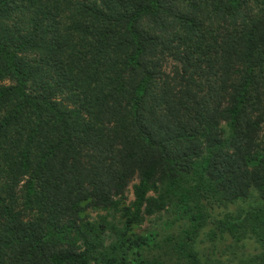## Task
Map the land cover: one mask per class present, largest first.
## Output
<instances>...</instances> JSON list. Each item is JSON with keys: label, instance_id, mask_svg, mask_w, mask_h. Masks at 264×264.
Here are the masks:
<instances>
[{"label": "trees", "instance_id": "obj_1", "mask_svg": "<svg viewBox=\"0 0 264 264\" xmlns=\"http://www.w3.org/2000/svg\"><path fill=\"white\" fill-rule=\"evenodd\" d=\"M204 198L264 264V0H0V264H168L169 205L200 264Z\"/></svg>", "mask_w": 264, "mask_h": 264}, {"label": "rangeland", "instance_id": "obj_2", "mask_svg": "<svg viewBox=\"0 0 264 264\" xmlns=\"http://www.w3.org/2000/svg\"><path fill=\"white\" fill-rule=\"evenodd\" d=\"M126 193L127 201H131L133 199L131 186ZM203 203L205 205L204 211L207 212L204 214L206 218H204L203 228L199 230L194 240L190 241V247L192 251L198 254L201 260L200 264H212L213 257H222L220 259L229 257L227 252L230 251V245L234 244V237L232 238L227 233L221 234L217 230V222L223 218L222 211L226 212V207L218 205L217 202L209 201L208 198H204ZM231 207L233 208V206ZM174 209V207L169 205L166 210L159 214L146 217L144 223L138 229V232L148 228L152 230L153 255H162L163 260H166L168 264H178L173 256V245L184 236L185 226L189 224L185 219L186 223H184L183 218L178 220L179 216ZM212 231L216 233L214 239L211 236ZM177 238L179 239L176 240ZM252 243L254 242L249 240L248 243L244 244L243 248H245L244 251L255 254L258 251L253 249L256 244L254 243L255 245H253Z\"/></svg>", "mask_w": 264, "mask_h": 264}]
</instances>
